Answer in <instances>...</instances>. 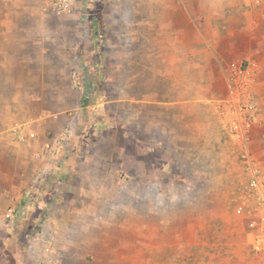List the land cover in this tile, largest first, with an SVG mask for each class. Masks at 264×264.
<instances>
[{
    "label": "rangeland",
    "instance_id": "rangeland-1",
    "mask_svg": "<svg viewBox=\"0 0 264 264\" xmlns=\"http://www.w3.org/2000/svg\"><path fill=\"white\" fill-rule=\"evenodd\" d=\"M49 1L0 0V126L44 115L51 139L71 128L54 178L26 189L27 215L0 221V264H264L244 150L222 115L253 114L248 149L264 168V68L250 54L264 1L188 21L172 8L202 3L164 0L162 33L155 0H74L63 17ZM64 50L77 65L46 66ZM82 59L92 81L72 77ZM76 171L81 194H33ZM69 200V211L47 204Z\"/></svg>",
    "mask_w": 264,
    "mask_h": 264
},
{
    "label": "crops",
    "instance_id": "crops-1",
    "mask_svg": "<svg viewBox=\"0 0 264 264\" xmlns=\"http://www.w3.org/2000/svg\"><path fill=\"white\" fill-rule=\"evenodd\" d=\"M197 1L203 4V6H201L200 12L199 11L196 12L193 10L194 13L185 11L187 14L186 13L184 14V12H179L177 7H174L172 8L173 9L172 17L173 18L175 17L177 20L182 18V19H187L188 21H190V20L196 19L195 15H197L196 13H199L200 15L203 14L206 18H209V19L217 18L216 16L221 14L222 12V10L220 9L224 7H236L240 3V0H197ZM113 2H117V0ZM118 2H120V0H118ZM190 2H193V0H190ZM164 6H165L164 0H155V11H154L155 16L154 17L156 20V24L158 20L160 22L161 33L163 30ZM254 7H256V5ZM54 15L56 14L54 13ZM64 16H69V15H64ZM58 17H63V16H58ZM94 18H95L96 23L98 24V20L101 19V16L96 14ZM257 19L259 20L264 19V11L257 14ZM97 24L93 27V31H94L93 34L95 36H101L102 33L100 31V26ZM195 26H196L195 22L193 21L191 23V28L195 29ZM257 27H258L257 32L251 37L250 54L253 57V59L257 61V65H260L261 67L264 68V30H263L264 26H260L258 23ZM246 50L248 49L246 48ZM64 51H65V55H62L61 57L57 56L58 59H52V60L45 59L44 61L50 62V64L48 65L45 64V65L46 66H68V67H72L74 66V64L77 65L78 62L76 58L74 59L70 58V54H69L70 50H64ZM66 53H68V55ZM97 60L98 58H95L92 61H89L88 63H90L91 65H98ZM22 61L24 60L22 59ZM91 65L83 64V59H82L80 66H83L82 67L83 75L79 74L78 78L83 76V79L87 80V77L89 76L88 75L89 68L87 66H91ZM73 76L75 75H72V77ZM93 79L89 78V80L91 81ZM73 81H74V78H73ZM80 99L82 103L84 104L85 91L81 92ZM64 113L66 116L62 115L60 117L62 118L63 121L69 122L70 120L69 116L66 114V111H64ZM42 116L43 117H40V116L33 117L32 119L20 125H12V126L10 125L7 127L0 126V221H3L1 213L4 212L7 209V207L9 206L19 207L20 206L19 208H21L25 205L24 204L25 203V199H24L25 191L26 189H29V187L33 186V183L40 177V174L42 176L43 175L46 176V173L47 175L52 173L51 176L50 175L49 176L50 178L51 177L54 178V174H55L54 168H55V171H57L58 166L52 168L54 163H51V161H53L50 159L51 156L46 157V158L41 157L44 146L47 143H49L51 140V138L48 137V133H47L49 132L48 129L50 126V120L46 116L45 117L44 115ZM262 123L263 122L260 120V124ZM262 127L264 128V126ZM52 131H54V134L57 135L61 130H57V131L52 130ZM48 167H51V169ZM70 179H73V181L72 182L70 181L67 183L63 182V184L58 181L51 182L50 180V182H48L50 185L46 184V185H41V186L39 185V187H34L33 194L36 196L37 195L41 196V197L47 193L49 194L59 193V194H64V195L67 193L81 194L84 188L82 189V187L79 186L80 183L78 179H80V176H79L78 171H76V174L73 176V178L71 177ZM58 183L60 184L58 185ZM71 184L73 186H71ZM34 200H36L35 197H34ZM48 203L51 204L52 208L55 206L54 210L60 209L61 207L59 206H62V209L66 211H69L71 209L70 200L68 201L67 204L66 202L61 204V202L57 203L54 201L47 202V204ZM24 208H26V206H24ZM26 211L28 212V210Z\"/></svg>",
    "mask_w": 264,
    "mask_h": 264
},
{
    "label": "built area",
    "instance_id": "built-area-1",
    "mask_svg": "<svg viewBox=\"0 0 264 264\" xmlns=\"http://www.w3.org/2000/svg\"><path fill=\"white\" fill-rule=\"evenodd\" d=\"M253 1L258 3L260 0ZM49 5L58 16L70 15L74 9V0H50ZM74 75L78 78L77 71ZM222 115L234 142L244 150V165L255 198L254 206L249 210L248 235L253 249L264 255V168L253 158L248 149L249 128L253 114L246 108L235 106L233 111L227 110ZM69 133H71V128L67 126L63 132L55 135L44 146L41 157L51 156L52 158L58 155ZM243 206L245 205L240 206L239 211L245 210L246 206L245 208ZM26 212L23 207L10 206L1 213V216L4 220H10L15 216L23 217Z\"/></svg>",
    "mask_w": 264,
    "mask_h": 264
},
{
    "label": "trees",
    "instance_id": "trees-1",
    "mask_svg": "<svg viewBox=\"0 0 264 264\" xmlns=\"http://www.w3.org/2000/svg\"><path fill=\"white\" fill-rule=\"evenodd\" d=\"M87 80H89V77H87ZM91 85L90 86H87L86 89H85V100H84V103H87L88 102V98L91 97L92 93H91ZM23 205V204H22ZM21 205V206H22ZM20 207V206H19ZM27 215V214H26ZM16 217H19V216H16Z\"/></svg>",
    "mask_w": 264,
    "mask_h": 264
}]
</instances>
